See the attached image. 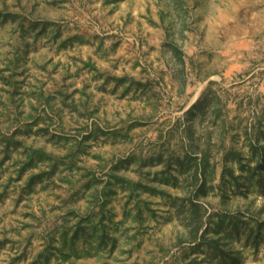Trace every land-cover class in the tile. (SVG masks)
Here are the masks:
<instances>
[{"label":"rangeland","instance_id":"1","mask_svg":"<svg viewBox=\"0 0 264 264\" xmlns=\"http://www.w3.org/2000/svg\"><path fill=\"white\" fill-rule=\"evenodd\" d=\"M0 264H264V0H0Z\"/></svg>","mask_w":264,"mask_h":264}]
</instances>
